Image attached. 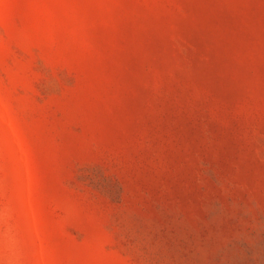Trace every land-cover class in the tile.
I'll return each mask as SVG.
<instances>
[{
    "label": "rangeland",
    "instance_id": "rangeland-1",
    "mask_svg": "<svg viewBox=\"0 0 264 264\" xmlns=\"http://www.w3.org/2000/svg\"><path fill=\"white\" fill-rule=\"evenodd\" d=\"M0 264H264V0H0Z\"/></svg>",
    "mask_w": 264,
    "mask_h": 264
}]
</instances>
